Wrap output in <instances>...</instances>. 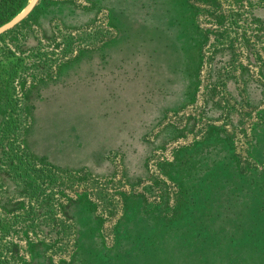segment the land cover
<instances>
[{"label": "rangeland", "instance_id": "obj_1", "mask_svg": "<svg viewBox=\"0 0 264 264\" xmlns=\"http://www.w3.org/2000/svg\"><path fill=\"white\" fill-rule=\"evenodd\" d=\"M32 1L0 33V264H264V0H110L50 39L95 2Z\"/></svg>", "mask_w": 264, "mask_h": 264}, {"label": "crops", "instance_id": "obj_2", "mask_svg": "<svg viewBox=\"0 0 264 264\" xmlns=\"http://www.w3.org/2000/svg\"><path fill=\"white\" fill-rule=\"evenodd\" d=\"M91 1L95 2L94 6L88 7L86 9L77 8L73 2H65V3L61 2V3L53 4L49 6L47 8V11L43 13L39 18V26H40L43 37L45 39H50L55 35V29L52 24L53 20H56V19L59 20V22H61L66 27L78 28V27L88 26L92 24L93 22H95L96 19L99 17L100 10L106 9L108 11H112L113 9V6L110 4V0H91ZM250 9H251L250 11L252 15L254 16V18L259 23H264V5L260 3H256V4H253V6ZM147 25H153V24H150L147 22ZM44 28L46 29L49 28L50 30V32L46 35H45V32L43 31ZM252 60L253 62L256 61L255 59H252ZM219 61L221 62L222 59ZM262 67L264 68V64L257 65L256 70H255V75H253V77L243 79L244 88L247 87L248 84L260 83L259 80L261 79L264 81V71H261ZM213 77H216V73L213 75ZM224 81H226L229 91L234 87L233 85L236 84L235 83L236 81H234V79L231 76H225ZM179 85L180 84H177L175 88H178ZM234 88L236 89V87ZM169 96L173 97V100L170 102L169 106H171L172 108L173 106L178 107V105L181 103V97L178 95V93H174ZM171 107H169V109ZM163 133L164 132H161L160 135H162ZM66 204H65L66 206L65 205L64 206L67 207V211H70L72 215L70 216L65 215L64 217L73 223V220H74L73 217L75 218L77 217V219L81 217L83 213L80 210L82 205L81 203L77 201H70ZM74 204H75V209L73 207Z\"/></svg>", "mask_w": 264, "mask_h": 264}, {"label": "trees", "instance_id": "obj_3", "mask_svg": "<svg viewBox=\"0 0 264 264\" xmlns=\"http://www.w3.org/2000/svg\"><path fill=\"white\" fill-rule=\"evenodd\" d=\"M27 0H0V26L9 22L24 8ZM48 169L52 168L49 164H44ZM65 171V170H63ZM61 170V172H63Z\"/></svg>", "mask_w": 264, "mask_h": 264}, {"label": "water", "instance_id": "obj_4", "mask_svg": "<svg viewBox=\"0 0 264 264\" xmlns=\"http://www.w3.org/2000/svg\"><path fill=\"white\" fill-rule=\"evenodd\" d=\"M36 1L37 0H33L31 2L30 6H29V9H31L34 6V4L36 3ZM9 23L10 22H7V23H5V24H3V25L0 26V33L3 32L9 26Z\"/></svg>", "mask_w": 264, "mask_h": 264}]
</instances>
